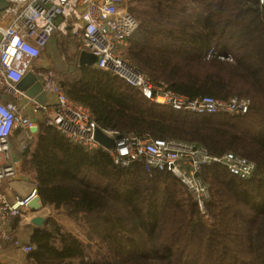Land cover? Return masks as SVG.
<instances>
[{
  "label": "trees",
  "instance_id": "1",
  "mask_svg": "<svg viewBox=\"0 0 264 264\" xmlns=\"http://www.w3.org/2000/svg\"><path fill=\"white\" fill-rule=\"evenodd\" d=\"M129 10L138 28L125 55L156 85L192 100L250 99L249 110L198 112L157 103L120 75L75 66L56 44L49 52L67 66L58 73L70 97L89 107L104 129L246 157L255 164L253 176L233 173L223 162L203 164L198 174L209 195L202 207L181 178L146 157L118 164L106 146L79 144L46 120L25 139L22 170L37 181L45 204L65 207L81 222L90 240L88 255L85 240L79 244L84 264H264L262 0H129ZM59 185L66 204L47 196ZM71 194L95 206H77ZM51 223L49 233L39 234L50 247L45 237L58 227ZM56 258L58 264H76L74 258L83 264L76 253L70 261L59 251Z\"/></svg>",
  "mask_w": 264,
  "mask_h": 264
},
{
  "label": "built area",
  "instance_id": "2",
  "mask_svg": "<svg viewBox=\"0 0 264 264\" xmlns=\"http://www.w3.org/2000/svg\"><path fill=\"white\" fill-rule=\"evenodd\" d=\"M6 1L3 16H8L9 20L0 22V264L6 244L11 240L19 248V255L37 257V264H50L51 247L44 244L40 235L22 242L9 228L14 219L29 213V202L39 195L35 188L28 196L11 201L5 191L4 181L18 178L21 172L20 162L14 156L12 137L21 128L27 140H31L35 133L32 129L46 120L79 144L89 148L102 145L96 138L98 124L90 108L70 97L69 88L61 82L54 67L38 62L53 39L59 40L63 57L69 61L80 66L83 51L94 52L98 55L99 69L122 76L146 97L172 108L242 114L249 110L250 99L226 100L206 95L192 100L183 93L165 91L156 85L124 52L129 37L138 28L129 10V0ZM262 5L264 10V0ZM211 52L213 49L209 50ZM29 71L37 75L44 92L49 94L46 103L30 97L18 86ZM104 130L115 139V147L107 148L116 163L129 164L146 157L151 165L181 178L202 207L209 195L208 186L198 174L203 164L223 162L233 173L243 177L254 174L255 164L246 157L211 155L203 147L195 148L174 140L128 137L116 129Z\"/></svg>",
  "mask_w": 264,
  "mask_h": 264
},
{
  "label": "rangeland",
  "instance_id": "3",
  "mask_svg": "<svg viewBox=\"0 0 264 264\" xmlns=\"http://www.w3.org/2000/svg\"><path fill=\"white\" fill-rule=\"evenodd\" d=\"M57 48V47H56ZM54 53H55V49H54ZM52 53L48 52V51H44L42 52L41 56L38 58V62L39 63H45L47 65H50L52 67H54V69L57 70V72L60 71H64V69L67 68V66H64V62H61L59 59V54L56 53V55L52 56ZM73 63L75 64V66H78L77 63L75 61H73ZM43 84L40 81L35 82L31 87L27 88V93L32 96V97H38V100L41 102H46V97L47 96V92H43ZM13 142H14V148H15V155L18 154L20 156V151L25 147V145L27 144L26 141L23 140L22 136H18L12 137ZM17 156V155H16ZM21 163V162H20ZM20 166L22 167V163L20 164ZM7 181H16V178H10V179H6ZM65 191L62 189V187L59 185V187H53L47 194V196L51 199V200H57L58 203L61 204H66L68 200V196H66ZM71 198L72 201L80 207H85V208H90V207H94L95 204L92 203H88L86 198L83 199L81 197H77L78 199H76V195L75 194H71ZM70 199V198H69ZM71 200V199H70ZM68 210L65 209V207H60V208H56L55 212H56V217L55 219H59L56 220L57 221V225L58 227L56 228V234L55 236L52 234H49L48 236L45 237V243H49L52 246L55 247L56 249V254L57 252H62L65 256H67L68 260H71V256L73 254H78L79 256L82 257V263L84 264L86 262L85 257L83 256V252L79 251L80 249V242L81 240H85L84 242V246L87 247V255L90 252V248H89V244L88 241H90L87 236L85 237V231L84 228L80 225V221H76L74 218H72L68 212ZM54 219V218H53ZM88 239V241H87ZM62 243H66L67 245L60 249L59 246ZM56 254H52L51 256V264H58V259L56 258L55 260H53V257ZM93 255V252L90 253ZM95 254V251H94ZM76 264H80L81 262V258H74L73 259Z\"/></svg>",
  "mask_w": 264,
  "mask_h": 264
},
{
  "label": "crops",
  "instance_id": "4",
  "mask_svg": "<svg viewBox=\"0 0 264 264\" xmlns=\"http://www.w3.org/2000/svg\"><path fill=\"white\" fill-rule=\"evenodd\" d=\"M7 4L6 0H0V22L8 21L9 17L3 16V9ZM58 44L60 46V42L58 39H53L47 47L43 50L44 51H54L55 45ZM61 47V46H60ZM52 49V50H51ZM35 82H33L29 87H31ZM27 91V90H26ZM44 92V91H43ZM45 93V92H44ZM47 94V93H46ZM29 95V94H28ZM30 96V95H29ZM32 97V96H30ZM46 102L50 99L49 94H47ZM38 98V97H37ZM44 102V103H46ZM27 110V108H26ZM29 111V109H28ZM31 113H34V110H30ZM25 141L26 139V132L20 134ZM19 135V136H20ZM27 142V141H26ZM15 146V145H14ZM17 155V156H16ZM14 156L19 162H21V156L18 154ZM21 164V163H20ZM3 186H5V191L10 198L11 201H16L18 199L24 198L28 196L35 188H37V181L32 178L30 172H24L21 167V172L16 181H4ZM43 202V199H42ZM54 205L45 204L43 202V206L40 209L30 208L29 213L25 216L18 217L14 219L11 223H9V228L13 231L15 238L19 239L22 242H26L33 238L35 235L49 233V228L51 226V221L59 220L55 219L56 212H55ZM37 215H43L47 217V221L43 225H38L33 222V218ZM54 218V219H53ZM20 251L17 245L14 243L13 240L8 241L6 247L4 249V260L2 264H37L36 261L38 260L37 257H29V256H21L19 255ZM14 255H16L14 257ZM19 255V256H17Z\"/></svg>",
  "mask_w": 264,
  "mask_h": 264
},
{
  "label": "water",
  "instance_id": "5",
  "mask_svg": "<svg viewBox=\"0 0 264 264\" xmlns=\"http://www.w3.org/2000/svg\"><path fill=\"white\" fill-rule=\"evenodd\" d=\"M98 55L94 52L83 51L80 58V66H90L98 68ZM40 81L37 75L29 71L25 77L19 82L18 86L22 89L27 90L33 82ZM41 82V81H40ZM42 83V82H41ZM39 127L33 128L34 132L38 131ZM97 140L108 148H114L116 143L115 139L109 135L102 127L98 126L96 131ZM30 206L35 209H40L43 206L42 198L40 195L35 196L30 202ZM47 221V217L43 215H37L33 218V222L38 225H43Z\"/></svg>",
  "mask_w": 264,
  "mask_h": 264
}]
</instances>
